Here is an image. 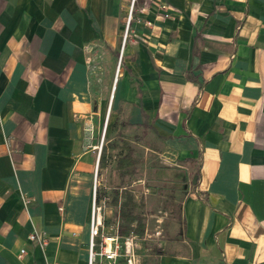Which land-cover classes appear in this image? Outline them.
I'll return each instance as SVG.
<instances>
[{"label": "crops", "instance_id": "crops-1", "mask_svg": "<svg viewBox=\"0 0 264 264\" xmlns=\"http://www.w3.org/2000/svg\"><path fill=\"white\" fill-rule=\"evenodd\" d=\"M130 4L0 0V264L89 263L112 110L192 176L141 264H264V0H135L122 42Z\"/></svg>", "mask_w": 264, "mask_h": 264}, {"label": "rangeland", "instance_id": "rangeland-1", "mask_svg": "<svg viewBox=\"0 0 264 264\" xmlns=\"http://www.w3.org/2000/svg\"><path fill=\"white\" fill-rule=\"evenodd\" d=\"M128 16L129 10L127 18ZM169 16H171L170 12ZM124 32L122 42L124 41ZM103 93L105 94L104 98L108 101L107 88ZM119 112L118 114L116 110L110 112L103 136V127L101 128L99 149L106 146L105 152L108 155V160L104 166H99L98 162L94 164L93 192L95 186V192L98 188L102 196L101 201L95 204V207L102 222L100 228L102 234L113 235L116 232V220L113 217L112 208L108 206L112 198L111 190L117 185H127L136 200L142 201L140 212L144 218V234L141 238L136 236L134 240L137 259L141 264L145 258H149L150 255L155 256L163 249L162 239L176 235L177 223H180L181 220L180 203L191 187L192 176L185 166L183 157L176 156L171 151L163 152L159 138L151 130L142 133L141 129L122 126L120 121L123 118ZM136 136H139L140 139H136ZM123 141L130 142L135 165L134 173H128L123 184H120L115 161L117 157L126 152L122 146ZM92 210L93 201L90 209L91 219ZM96 239H94V251L99 249ZM87 249L89 251V243Z\"/></svg>", "mask_w": 264, "mask_h": 264}, {"label": "built area", "instance_id": "built-area-1", "mask_svg": "<svg viewBox=\"0 0 264 264\" xmlns=\"http://www.w3.org/2000/svg\"><path fill=\"white\" fill-rule=\"evenodd\" d=\"M135 0H131L129 8V16L126 22V28L124 32V39L127 35L130 21L132 19V12L134 10ZM157 10L163 13L164 17L169 16V5L163 2L157 4ZM95 192V186H94ZM26 202L29 199H25ZM95 195L93 199V210L92 219L90 226V241H89V263L88 264H117L119 259L122 260L123 264H138V259L136 255L134 240L135 235L129 233L124 237H119L115 232L113 235H103L100 228L102 227V222L100 215H97L95 207ZM61 209V208H60ZM99 237V249L94 251V239ZM29 240L36 242L38 245L45 247L48 243V239L44 234H30ZM25 253L24 249H21L19 256L21 257Z\"/></svg>", "mask_w": 264, "mask_h": 264}, {"label": "trees", "instance_id": "trees-1", "mask_svg": "<svg viewBox=\"0 0 264 264\" xmlns=\"http://www.w3.org/2000/svg\"><path fill=\"white\" fill-rule=\"evenodd\" d=\"M122 146L125 148V154L116 158L115 165L119 173L120 184H123L128 173H134L135 159L133 157V148L128 141H123ZM107 163V158L102 148L99 166H104ZM128 170H124V169ZM197 196H201L200 192L196 191ZM111 200L108 206L113 209V217L116 220V233L119 237H124L129 233L141 236L144 232V218L140 212L142 206L141 200H136L132 190L127 185H117L111 190ZM102 196L98 190L95 192V203L98 204ZM97 244L99 237H97Z\"/></svg>", "mask_w": 264, "mask_h": 264}, {"label": "water", "instance_id": "water-1", "mask_svg": "<svg viewBox=\"0 0 264 264\" xmlns=\"http://www.w3.org/2000/svg\"><path fill=\"white\" fill-rule=\"evenodd\" d=\"M195 179H196V176H194V178H193V183H195Z\"/></svg>", "mask_w": 264, "mask_h": 264}]
</instances>
